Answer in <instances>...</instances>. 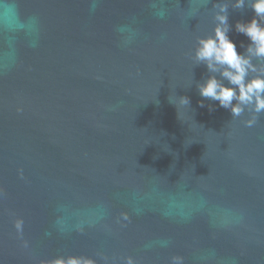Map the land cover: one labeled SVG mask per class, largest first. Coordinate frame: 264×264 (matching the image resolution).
<instances>
[{"label": "water", "instance_id": "1", "mask_svg": "<svg viewBox=\"0 0 264 264\" xmlns=\"http://www.w3.org/2000/svg\"><path fill=\"white\" fill-rule=\"evenodd\" d=\"M235 4L0 0V264H264V112L198 87H236L195 58L217 14L249 56L252 0Z\"/></svg>", "mask_w": 264, "mask_h": 264}, {"label": "clouds", "instance_id": "2", "mask_svg": "<svg viewBox=\"0 0 264 264\" xmlns=\"http://www.w3.org/2000/svg\"><path fill=\"white\" fill-rule=\"evenodd\" d=\"M243 6L244 0H236L235 7ZM213 7H219L221 13L226 12V6L224 5L214 4ZM251 7L255 13L253 18L246 23H236V30L246 35L251 41L247 48L249 56L238 53L235 43L228 37L227 15L217 14L216 19L219 23L214 29V36L201 37L197 40L196 60L206 62L209 71H219L220 75L226 78L231 85L236 86L234 88L226 87L213 75L198 86L200 95L218 100L220 107L230 109L233 117L241 116L248 104H254L252 109L254 113L264 112V75H258L250 81H245L249 70L257 71L256 67L252 65L250 57H264V24L261 23V21H264V0H252ZM10 13L12 15L11 9L5 14L6 19H8ZM158 16L163 19L164 12H159ZM35 23L33 17L30 24L34 25ZM118 31L123 32L124 29L120 28ZM234 99L237 101L235 105L232 104ZM179 103L180 105H187L189 100L187 97L182 96ZM201 106H203L202 102ZM17 110L20 111L21 109ZM256 122L257 115H253L250 119L245 120L244 124L246 127H252ZM121 216L124 220L129 219L127 212H122ZM13 226L17 235L23 237V219L17 217L13 222ZM23 246L28 247L26 240L23 241ZM40 264H95V262L92 258L84 256H68L67 258L59 256L51 260H42ZM125 264H136V260L129 255L125 258ZM171 264H184V257L173 255Z\"/></svg>", "mask_w": 264, "mask_h": 264}]
</instances>
